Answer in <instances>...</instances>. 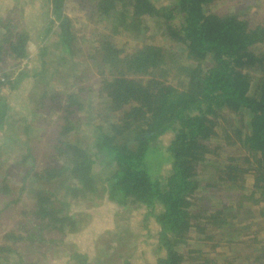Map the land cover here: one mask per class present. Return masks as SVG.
Segmentation results:
<instances>
[{
  "label": "trees",
  "instance_id": "16d2710c",
  "mask_svg": "<svg viewBox=\"0 0 264 264\" xmlns=\"http://www.w3.org/2000/svg\"><path fill=\"white\" fill-rule=\"evenodd\" d=\"M215 1L167 0L157 5L154 0H92L93 13L109 28L108 33L96 34V44L87 55L99 76L100 111L92 110L89 100L81 101L86 88L67 92L66 112L58 118L59 129L50 141L51 154L39 162L24 137L33 118L17 132V124L9 119L14 109L9 92L0 96V132L13 127L10 138L24 142L14 149H24L17 162L32 163L21 177L31 207L15 227L1 232L0 264H46L54 258L50 253L61 252L57 245H66L69 237L85 228L89 213L74 208L82 203L98 206L104 200L121 215L130 207L145 209L147 245L141 250L131 246V229L118 227L114 233L119 235L100 245L96 257L73 250L55 259L63 264H139V250L142 257L153 254L156 264L237 261L239 257L231 255L227 262L224 252L210 257L201 246L213 238L207 234L210 230L221 234L211 250L223 243L240 244L236 219L243 211L250 218L257 212L264 224V23L252 25L235 11H212L209 6ZM47 3L52 15L43 33L45 42L37 47L43 71L50 45L59 47L63 63L66 54H74L76 39L74 21L64 11L65 0ZM6 12L0 14V68L7 58L18 63L28 58L34 41L23 25V11L12 4ZM121 33L140 43L127 49L116 39ZM155 36L169 43L158 44ZM19 73L16 76L23 78ZM54 75L55 71L48 82ZM2 76L0 92L3 87L14 89V75ZM50 90L51 97L62 92L51 86ZM34 95H39L37 107L49 97L47 89ZM223 111L229 112L226 140L213 144ZM85 125H93L91 140L80 133ZM169 132L172 137L165 143L163 136ZM227 146L247 154L228 153L225 163H219ZM206 166H214L215 180L228 182L236 194L228 204L217 199L221 208L201 211L196 204L208 189L197 177L198 168ZM6 187L1 181L0 196L10 193ZM150 217L158 226L154 234L146 225ZM195 234L196 240H191ZM253 234L251 243L258 239V232ZM34 243L48 249L37 260L27 259L22 250ZM262 250L254 258L257 262L264 261V246Z\"/></svg>",
  "mask_w": 264,
  "mask_h": 264
},
{
  "label": "rangeland",
  "instance_id": "374dc122",
  "mask_svg": "<svg viewBox=\"0 0 264 264\" xmlns=\"http://www.w3.org/2000/svg\"><path fill=\"white\" fill-rule=\"evenodd\" d=\"M157 5H163L167 0H154ZM12 4H16L18 10H22V21L24 27H27L31 31V37L34 39L32 48L30 50L29 57L26 58L21 63L14 62L11 58H7L6 65L0 68L2 72L9 75H14L12 80L16 81L15 88L6 91L3 87L0 92V96L5 97L6 93L9 92L7 98L11 105L14 106L13 114H10V120H13L14 125L17 126V132L20 131L22 126L25 128L26 123L32 119L29 132L27 133L26 140L28 139L29 145L31 146L32 154L38 155V162L46 157V153L51 154L50 141L54 139V134L56 130L59 129L58 118L64 114L66 111L64 105L66 104V93L71 91H78V88H86L82 92L83 98L82 102L90 101L94 106L92 110L99 112V90H98V80L99 76L94 71L95 68L90 66V60L88 54L96 44V34L100 31L107 32L109 28H104L105 22H101L98 15L93 13L92 0H65V14H67L74 21V29L76 39L73 43L74 54H66V62L60 63L61 54H59V47L55 45H50L48 48L47 60L49 63L45 65L46 70H42L43 66L40 62L38 56L39 50L38 46H42L45 40H42L44 30L47 28L48 20L50 18V7H48L47 0H0V14H6L7 9H11ZM219 13L237 12L241 17H245L249 20L252 25L256 23H264V0H216L209 6V9ZM6 12V13H5ZM148 24L152 25L153 21L148 20ZM23 27V26H22ZM54 30H57L55 26ZM150 33L147 32V35ZM154 42L158 44L167 45L169 41L161 36H155ZM118 43L125 46L127 49L133 48L136 45V40L127 33H121L116 37ZM138 42L137 44H139ZM36 45V46H35ZM171 50L174 52L176 48L172 46ZM43 71L41 78H38V74ZM55 71V75L51 78L50 82L49 75ZM19 72H22L23 78L16 76ZM20 74V73H19ZM35 74L36 77H35ZM65 82V84H64ZM177 83V79H174ZM52 89L62 91L58 96L51 97L54 95L50 90ZM88 87H91L88 90ZM48 90L49 97L44 99V105L37 107V97L34 92H41L42 90ZM51 98V99H50ZM37 108V109H35ZM37 110V111H36ZM228 119L229 112L223 111L219 118L218 126V136L211 140L213 144H222L225 141V131L228 132ZM13 127L7 129L6 132H0V182L3 181L10 191V193L2 197L0 196V209L4 207L6 203L8 206L0 212V235L1 232L6 229H11L17 225V223L22 219V213L27 211L31 207L32 199L27 193V189L22 185L21 177L25 174L28 167L31 166V162L18 163L17 159L22 156L24 149L14 150L17 146L23 145V140L17 143V140H13L10 136H14ZM93 130V125H85L83 127V132L89 140H91V133ZM228 134V133H227ZM172 137V132L163 136L164 142L167 143ZM223 138L225 140H223ZM226 143V142H225ZM23 147V146H22ZM221 152V157L219 163H225L226 156H245L247 151L239 148L237 146H228ZM16 161V162H15ZM216 168L214 166H206L198 168V179L201 181L208 189L203 198L197 201L196 208L203 211L204 208H221L216 206L217 199H220L223 204H228L231 201V197L236 193H233L232 189L228 186V182H217L215 180ZM30 182V181H28ZM249 183L246 182V185ZM250 186V185H248ZM249 192V191H248ZM17 200V202H13ZM74 210H83L85 213H89V218L86 223L85 228L77 235L69 237L66 245H57L55 248L61 250V252L50 253V256L54 255V258L47 261L46 264H63L59 259H55L56 255H59L61 259L73 250L79 251L82 254H88L90 258L96 257L99 252L100 245L104 242H108L114 236L119 235V231L114 233L116 228H130L128 232L129 240L132 242L131 246H138L141 250L145 245H147L145 240L146 228L145 223H143V216L145 209H135L130 207L129 212L121 213L117 211V208L111 202L104 200L100 205L95 206L94 203L86 204L82 203L79 207L74 208ZM130 215L129 218L125 216ZM255 217L250 218L245 216V211L242 214H238L236 221L240 223L237 229L241 231V237L239 241L240 244H234L233 247L225 246L223 243L222 247H216L211 250V246L215 244L221 234H216L212 230L207 233L208 235H213V238L206 240L207 246H201L204 251L208 252L210 257L219 256L223 253L227 254L226 261L231 259V255L234 257H239L234 264H264L263 262H257L254 258L257 254L263 252L262 247L264 246V224L260 220V216L256 212L252 214ZM226 215H222L225 218ZM228 220V218H227ZM151 230V233L158 229L155 224L153 217H150L149 222L146 223ZM241 225L246 226L247 229L241 230ZM235 227V225H234ZM113 232V234L111 232ZM258 232L257 241L251 243V240L255 236L253 233ZM197 234L191 236V240H196ZM244 236V237H243ZM223 237V236H222ZM96 238L100 242H95ZM154 239L149 241L153 242ZM238 241V242H239ZM135 243V245H134ZM27 248L30 246L29 250L26 251L25 248L22 250L24 256L27 259L37 260L41 254L46 252L47 246L40 245L38 243L28 244ZM225 246V247H223ZM237 248L239 252L233 249ZM141 252V251H140ZM138 250L139 264H156L155 256L150 252L146 253L145 256H141ZM48 253V252H47ZM217 254V255H216ZM240 254V255H238ZM96 255V256H95ZM220 257V256H219ZM95 259V258H94ZM42 262L45 259L41 257ZM59 261V263H58ZM103 261V260H102ZM223 262V260H222ZM100 264V263H97Z\"/></svg>",
  "mask_w": 264,
  "mask_h": 264
},
{
  "label": "built area",
  "instance_id": "2783aa9c",
  "mask_svg": "<svg viewBox=\"0 0 264 264\" xmlns=\"http://www.w3.org/2000/svg\"><path fill=\"white\" fill-rule=\"evenodd\" d=\"M2 73L3 72L0 70V80L3 79Z\"/></svg>",
  "mask_w": 264,
  "mask_h": 264
},
{
  "label": "crops",
  "instance_id": "0c3cea01",
  "mask_svg": "<svg viewBox=\"0 0 264 264\" xmlns=\"http://www.w3.org/2000/svg\"><path fill=\"white\" fill-rule=\"evenodd\" d=\"M224 262H226V261H224Z\"/></svg>",
  "mask_w": 264,
  "mask_h": 264
}]
</instances>
